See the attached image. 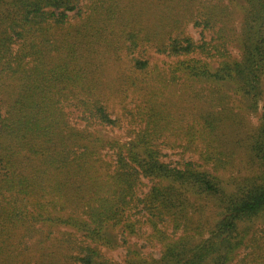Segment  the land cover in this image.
<instances>
[{"label":"trees","instance_id":"obj_1","mask_svg":"<svg viewBox=\"0 0 264 264\" xmlns=\"http://www.w3.org/2000/svg\"><path fill=\"white\" fill-rule=\"evenodd\" d=\"M180 79L207 90L183 126L201 163L162 159ZM115 92L142 93L137 110L116 112ZM263 93L264 0H0V264H117L102 249L141 216L163 249L128 247L126 264H264L236 250L264 216ZM125 120V140L103 133ZM209 200V236L168 241Z\"/></svg>","mask_w":264,"mask_h":264},{"label":"rangeland","instance_id":"obj_2","mask_svg":"<svg viewBox=\"0 0 264 264\" xmlns=\"http://www.w3.org/2000/svg\"><path fill=\"white\" fill-rule=\"evenodd\" d=\"M242 19V12L232 11L231 24L234 28H238L240 21ZM188 32L191 33L195 38H199L200 30L194 28L191 24L187 28ZM198 31V32H197ZM210 35L208 34V38ZM231 52L234 55L238 54V48L233 45L230 47ZM166 59L164 55L153 54L152 63L158 61L159 65L163 64L162 60ZM166 65V64H165ZM164 65V66H165ZM201 87L204 91L201 90ZM207 92L203 83L195 82L192 80L180 79L178 82L171 83L165 86L164 95L169 103V108L175 116L173 120V125L170 130L164 135L168 144L163 143L162 145V159L171 165H180L179 162L186 160H196L201 163L202 160L199 157L201 152V145L197 142H190L189 137H187L183 131V126L187 122V114L193 110L199 108L201 102L198 97L201 94ZM142 100V93H137L134 98L131 95H122L114 93L111 97V102L114 104V110L116 112H121L122 106L125 104L129 108H134V112L137 110L136 105L140 104ZM259 111H264V93L262 99L259 103ZM250 122L256 123L258 121V115H251L249 117ZM75 114H72V121H75ZM130 121H123L121 127L115 128H105L103 133L109 137H119L121 140H125L126 128ZM79 125L82 123L77 120ZM233 148L237 149V166L233 168L234 173L236 170L242 166L241 172L246 171V160L244 155V147L240 145L233 144ZM201 169L211 170L209 165H201ZM228 177V172L221 173ZM223 175V176H224ZM149 182L145 180V186H143V191L148 189ZM205 205V206H204ZM199 208V209H198ZM195 210H191V218L188 220L187 228L181 226L177 229V232L168 239V241L177 240L182 238V236L188 238L189 240L196 242L201 241L209 236L210 230L214 227L219 214L217 213L218 207L212 200H209V204H201ZM202 210V212L200 211ZM145 216H141V222L137 224V231L132 234H127L126 237H122L119 231H115V237L117 244L113 247H104L102 251L104 254L113 259L117 264H126V258L128 253V247L136 250L142 257H159L163 249L162 243L151 236L152 229L149 223L144 222ZM249 223V222H248ZM248 223L241 224L240 226H248ZM252 227L249 228L247 233L241 232V236L245 235L243 242L240 243L236 250H239V256L245 255L252 250L264 251V216L257 218L249 223ZM172 231V227H169V232ZM127 240V241H125Z\"/></svg>","mask_w":264,"mask_h":264}]
</instances>
